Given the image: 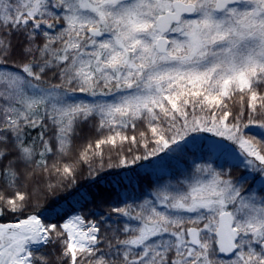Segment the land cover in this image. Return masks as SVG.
<instances>
[{
  "label": "snow or ice",
  "instance_id": "6c2138e0",
  "mask_svg": "<svg viewBox=\"0 0 264 264\" xmlns=\"http://www.w3.org/2000/svg\"><path fill=\"white\" fill-rule=\"evenodd\" d=\"M5 216L0 264H264V0H0Z\"/></svg>",
  "mask_w": 264,
  "mask_h": 264
},
{
  "label": "trees",
  "instance_id": "16d2710c",
  "mask_svg": "<svg viewBox=\"0 0 264 264\" xmlns=\"http://www.w3.org/2000/svg\"><path fill=\"white\" fill-rule=\"evenodd\" d=\"M81 98L85 100L91 99L87 96H82ZM237 107H239L238 104ZM131 134L133 133L131 132V130H129V135ZM252 134L254 133L252 132ZM205 135L210 136V134ZM85 136L96 138L97 133L91 126L84 125L82 136L76 141L77 146L80 145ZM257 138L259 139V137ZM125 147H127V145ZM189 156H191V152H189ZM164 157L165 153H161L160 157L152 158L151 163L149 161H142L139 164L132 166L134 171H129L128 169H113L110 170V173L105 174L108 175V178L110 180H120L123 182V187L116 186L117 191L124 192V190L127 189L131 194L129 202H131L132 198H135L138 202L139 199H142L145 196H149L150 193L158 185L166 183L168 181L175 182V180L180 177V171L183 170L186 166H190L191 164V161L187 157H179L178 159L171 161L162 159ZM156 161H161V163L159 164V166L154 168L152 167V165H154ZM145 166H147V168ZM126 173L127 175H125ZM232 173L233 176H240L245 174L240 168H233ZM78 185H84V187L81 188L82 192L87 189V181L82 178L78 180ZM66 195V193L61 192L56 197H50L48 201H41L42 209L50 208L52 206H56L57 210L59 209V206H63L65 208L68 207L71 197L65 199ZM49 214L50 213L47 211L44 212V217H48ZM0 222H13V218L10 216H5L0 219ZM44 251H49V249H44Z\"/></svg>",
  "mask_w": 264,
  "mask_h": 264
},
{
  "label": "rangeland",
  "instance_id": "374dc122",
  "mask_svg": "<svg viewBox=\"0 0 264 264\" xmlns=\"http://www.w3.org/2000/svg\"><path fill=\"white\" fill-rule=\"evenodd\" d=\"M254 129H256V130H254ZM254 134L256 133V132H258L259 131V129H257L256 127H252V130H251ZM203 135H205V134H203ZM208 138L209 139H214L213 137H211V136H208ZM222 143H226V141H221ZM198 162H202V161H198ZM257 180H259V177H257Z\"/></svg>",
  "mask_w": 264,
  "mask_h": 264
}]
</instances>
